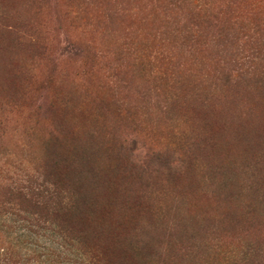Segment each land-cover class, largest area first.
<instances>
[{"label":"rangeland","instance_id":"374dc122","mask_svg":"<svg viewBox=\"0 0 264 264\" xmlns=\"http://www.w3.org/2000/svg\"><path fill=\"white\" fill-rule=\"evenodd\" d=\"M261 110L264 0H0V264H264Z\"/></svg>","mask_w":264,"mask_h":264},{"label":"trees","instance_id":"16d2710c","mask_svg":"<svg viewBox=\"0 0 264 264\" xmlns=\"http://www.w3.org/2000/svg\"><path fill=\"white\" fill-rule=\"evenodd\" d=\"M263 111L264 110H261L260 112H259V114H262V120H264V113H263ZM251 118L253 117V116H250Z\"/></svg>","mask_w":264,"mask_h":264}]
</instances>
